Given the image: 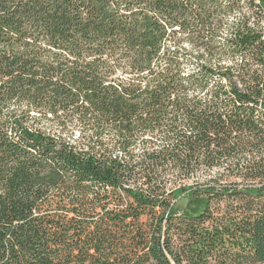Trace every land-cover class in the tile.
I'll list each match as a JSON object with an SVG mask.
<instances>
[{"label": "trees", "instance_id": "1", "mask_svg": "<svg viewBox=\"0 0 264 264\" xmlns=\"http://www.w3.org/2000/svg\"><path fill=\"white\" fill-rule=\"evenodd\" d=\"M0 264H264V0H0Z\"/></svg>", "mask_w": 264, "mask_h": 264}]
</instances>
